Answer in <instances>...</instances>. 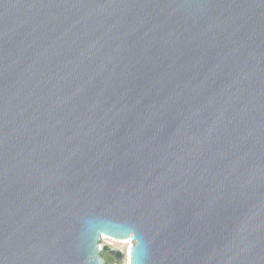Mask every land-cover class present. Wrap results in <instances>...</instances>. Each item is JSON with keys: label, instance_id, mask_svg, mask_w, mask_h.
I'll return each mask as SVG.
<instances>
[{"label": "water", "instance_id": "water-1", "mask_svg": "<svg viewBox=\"0 0 264 264\" xmlns=\"http://www.w3.org/2000/svg\"><path fill=\"white\" fill-rule=\"evenodd\" d=\"M264 264V0H0V264Z\"/></svg>", "mask_w": 264, "mask_h": 264}, {"label": "rangeland", "instance_id": "rangeland-1", "mask_svg": "<svg viewBox=\"0 0 264 264\" xmlns=\"http://www.w3.org/2000/svg\"><path fill=\"white\" fill-rule=\"evenodd\" d=\"M105 247H109L113 251L111 254L113 255L112 264H129L128 252L130 249V245L125 244L121 241H115V240H111L110 238L109 239L107 238L106 244L103 247V249ZM118 252L123 254V258L121 260H115V255Z\"/></svg>", "mask_w": 264, "mask_h": 264}, {"label": "trees", "instance_id": "trees-1", "mask_svg": "<svg viewBox=\"0 0 264 264\" xmlns=\"http://www.w3.org/2000/svg\"><path fill=\"white\" fill-rule=\"evenodd\" d=\"M103 253L101 254V257L104 259L105 264H112V259L113 255L112 250L109 247H105L104 250L102 251ZM123 258V254L118 252L115 255V260H121Z\"/></svg>", "mask_w": 264, "mask_h": 264}, {"label": "bare ground", "instance_id": "bare-ground-1", "mask_svg": "<svg viewBox=\"0 0 264 264\" xmlns=\"http://www.w3.org/2000/svg\"><path fill=\"white\" fill-rule=\"evenodd\" d=\"M106 239L108 238V237H105ZM109 239V238H108ZM111 240H113V239H111ZM116 241V240H115ZM125 244H128V245H130V247L133 245V243H125Z\"/></svg>", "mask_w": 264, "mask_h": 264}]
</instances>
